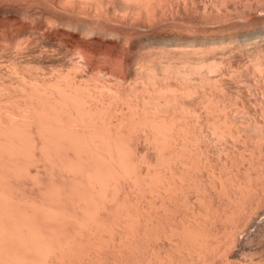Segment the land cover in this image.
Segmentation results:
<instances>
[{"label": "bare ground", "instance_id": "bare-ground-1", "mask_svg": "<svg viewBox=\"0 0 264 264\" xmlns=\"http://www.w3.org/2000/svg\"><path fill=\"white\" fill-rule=\"evenodd\" d=\"M19 1H28L37 6L32 10V7L25 6V8L16 5L15 3L18 4ZM229 1L231 0H211V3L225 5ZM245 1L247 3L248 0ZM195 3H197L195 0H0V9L4 15V20L0 21V37H9L8 40L7 38L5 39L9 41V43L6 41L7 45L12 43L10 47L8 46L10 49L12 45H14L13 48L20 49L17 46H21L22 42L25 44L24 39L28 35L30 36L28 38H34L29 40L30 42L34 40L33 45H36L35 42L38 41L37 38L40 34L39 30L45 29L46 33L48 32L46 35H54L60 39L67 35L74 36L76 51L85 64L78 63V65L76 63L77 67L75 65H73L74 67L69 66L72 68H68L65 73L61 72L63 68H60L61 73L56 69L58 74L54 69L56 76L53 73L55 77L52 78H48V75L46 78H44L45 76L42 77L43 75L40 77L38 73L34 76L29 74L30 77L28 79V77H20L16 73L22 79L16 78L14 80L13 78V80L15 81L14 83L19 84L20 88L13 84L15 89H12L10 87L12 81L10 85L7 84L9 87L4 83L2 88L0 86V111L2 112L0 113V264H264V86H261L262 84L264 85V50L262 51L261 49L259 51L260 49H257L260 53L256 50L254 55H258L254 56L255 58H250L251 63L244 61L243 64L248 63V65H245V70H249L247 68L251 64L252 70L248 72L251 71L250 75L254 74V76L251 75L253 78L257 76V80L254 79L257 82L254 81L256 83L255 89H253L254 84L247 82L246 87L248 85H251L249 86L250 89L253 87L251 89L253 90V92L251 91L252 93L250 91V93H247L248 88L245 86L246 91L243 90V87L240 88L245 91V95L243 93L244 99H247L246 94L250 98H254L255 94L257 97L255 100L258 99V104L261 107L260 109V107L257 108L254 105L257 110L250 107L258 113L256 114L252 111V114L249 105L241 104L245 103V101L240 99V97L243 99L240 93V97L237 99L238 102L243 101L239 102L240 105L247 106L244 107L246 110L249 109L245 112L246 110L243 107L237 105L239 109L247 113L244 116L241 111L242 115L246 117L250 113L253 117L254 113L256 114L255 118L249 115L251 118L249 117L248 120L247 117L246 122H243L246 118L242 119V121L241 118L243 116L240 117L241 113L238 112L239 116L236 112L239 111L236 106L239 103H237V100L232 101L235 98L234 96L236 98L239 96L240 90L235 89L236 92L234 91V94L238 96L233 95L232 91L234 88H231L233 82L230 83L232 84L230 87H227L229 83H227L228 85H226V82L223 83V85L225 84L224 88L222 80L220 81L219 79L220 77L218 78L217 76L218 80L214 78L216 76H213V74L210 77L208 75L210 72L208 74L205 73V70L206 72L208 70L212 72L213 70L224 71L225 69L222 66L224 57H222L223 60L221 56H219V60L217 54L215 57V53L220 52L219 50L214 51L215 53L210 50L211 52L208 53L207 46V50L204 47L205 54H198L199 52L204 53L201 47L205 44L207 45V38H211V35L208 37L209 32L213 31H210V28H208L210 30L205 31L208 34H206L207 38L204 37L206 40H202V42L206 41V43H203V46L200 47L201 50L196 48L200 46L197 42L193 43L197 39L194 36V40L192 39L193 41L190 44L191 48L187 45L192 50H190L192 53L185 50L187 48L186 44L190 42L188 40H185V44L182 41L181 45L185 47L181 45L180 47H176L177 45L174 47L177 50L176 55H181L183 52L185 56L187 52V56L188 54L191 56L198 55L193 56L194 58L196 57L195 59L205 58L203 61L202 59L197 61L191 58L190 55L188 58L190 57V60L194 59L195 61L192 60L193 62H190L186 58L187 56L183 58V61H180L179 58L183 56L181 55V57L174 56L173 64L168 55L167 59L165 58L166 60H164L165 62H162L163 60H155L158 56L153 55L154 58L148 56L150 59V62H148L149 67L152 64V59L155 60V62L153 60L152 68H149L147 63L144 62L147 67L143 66L145 70L142 68L144 70L142 71L140 67L144 64L139 60L140 72L138 71L139 68L136 67L137 65H135L134 70H129V74L126 73L128 70L125 72L127 76H130V73L133 74L132 76L135 75V78H138L135 80L139 81V84H133L136 81L133 80L134 82L132 83V79L124 83L121 81L123 86H125V83L126 86L130 83L136 85L131 88H129L131 84L127 86L128 88L125 86L130 93L127 90L123 92L120 88V81H117L119 86L117 82L116 86L114 81V84L110 81L114 85L112 86L108 80L107 83L105 82L106 80L102 81V77L98 79L99 74H96L93 68L91 70L94 73L90 71L93 73L92 75L90 73L92 77L89 74V76L87 75L88 81L85 77H83L85 79H81L83 75L79 72V69L81 70L80 65H83L82 67L89 66L91 59L100 56L110 57L114 61H123L125 55L122 53L123 47L121 44L124 45L125 43L128 46L129 42L135 38L134 35H136L137 28L143 30L145 24L152 23L151 21L153 20L157 24L160 18L164 19L162 16L169 14V11L172 15L171 17L168 15V17L172 18L171 20L174 22V19L177 18L173 13L174 10L183 11L185 9L184 14H187L186 8L189 7L188 9H190V5L194 7ZM200 3L203 2L201 1ZM207 5L205 2V5L201 6L200 11L203 13L208 12V14L209 12L213 13L215 7L212 10L208 9V6L210 8L213 5ZM229 5L231 4L229 3ZM197 8L198 10L200 9L199 7ZM220 9L222 10L223 8ZM197 14L199 15L198 11ZM208 14L206 13L205 15ZM209 15L207 18H209ZM219 15L216 14V17H219ZM17 17H20L21 20H26L29 24L18 27ZM168 17L166 18L168 19ZM197 18L199 17L197 16ZM201 18L203 17L198 20ZM259 18L261 19L262 17ZM167 19L164 20L165 22L162 21V23H166ZM180 19L179 22L182 20ZM263 19H261L260 24H263L261 27L264 30ZM214 20L213 23H215ZM184 23H187V21ZM251 23L248 25L251 26ZM255 23L258 25L259 22ZM160 24L159 22L158 26ZM215 24L214 26L218 25ZM185 25L188 26V24ZM255 27L252 26L251 28ZM191 30L194 31V26ZM197 30L196 32H199ZM202 30H206V28ZM218 30L220 29L218 28ZM222 30L219 32H225L226 34L231 29L224 31L225 29L223 28ZM256 31L258 32V30ZM138 32L140 33V31ZM172 32L170 31V33ZM180 32H183V30ZM202 32L199 33L203 34ZM240 33L234 34L238 35ZM35 34H38L37 38ZM245 34L247 36L249 33ZM219 35L222 36V34ZM235 35L233 36L235 37ZM250 35L247 37H250ZM255 35L257 36V34ZM225 36H230V34ZM245 36L242 38L248 40L247 42L245 41L247 45L251 37L248 39ZM21 37H24V39H19ZM213 37L209 41H212ZM175 38L178 39V37ZM202 38L203 35L200 39ZM216 38L222 39V41L225 39L220 36H216ZM5 39L3 38L2 42ZM137 39V42L142 41L139 38ZM170 39L172 40V38ZM226 39L225 41L228 42L231 37ZM26 40L28 39L26 38ZM144 40L147 43L151 41L155 43L154 39L151 41H147L149 40L148 38ZM173 41L170 42L172 46H174ZM48 42L46 41L48 46L52 44H55L54 47L57 46L55 41H53L54 43L51 41L52 44ZM114 42L115 44H113ZM135 42L133 41L134 44ZM175 42L177 43V40ZM179 42L181 43V40H178ZM212 42L213 44L211 45L214 46V41ZM32 43L33 41L31 42L33 47ZM192 43L195 46L197 44L195 48L199 52L196 49H192L194 47H192ZM229 43L231 42L227 44ZM241 43L238 44L241 45ZM26 45L24 49L27 46L30 47V45ZM169 45L167 48L170 47L169 49H171L172 46ZM211 45L209 44V48H215ZM220 45L223 47L225 44L221 42ZM68 46L70 47V45ZM127 46L126 48H128ZM147 46L149 47V45ZM215 46L221 50L218 43ZM253 46L256 49L257 45ZM0 47H2L1 50L4 48L2 50L3 53L4 50L9 49L4 45ZM181 47L184 51L178 53V49ZM237 47L239 48V46ZM61 48L59 49L61 50ZM32 49L29 48L27 51ZM240 50L238 51L240 52ZM0 53L2 55V52ZM26 54L28 55V52ZM45 54L47 56V53ZM160 54L162 55V52ZM209 54H214L212 59H210ZM161 55L160 58L164 59ZM19 58L22 59V57ZM148 58L146 60L143 59L148 61ZM175 58H178L183 64L181 63L180 65ZM206 58L210 60L205 61ZM15 59L17 61V58ZM44 59L42 58L41 60L43 61ZM50 59H52L51 56ZM72 59L75 60L74 57ZM184 59L188 60L185 62ZM215 59L217 62L218 60L220 61L222 69H220L221 66L218 63H214L216 62L213 61ZM167 60H171L170 62L173 65L171 63L169 65ZM0 61L3 62V60ZM23 61L18 60V62ZM156 61H159V65ZM18 62L15 63L17 64ZM36 62H38L37 59ZM44 62L42 66L44 64L47 65V62ZM54 62L56 63L57 61ZM54 62H50L52 63L50 65H53ZM175 62L180 66H177L178 64ZM163 63L168 69L164 65V67L161 66ZM18 64L20 65L21 63ZM18 64L16 65L17 67H24L18 66ZM156 64L161 69L163 67L165 71L172 72V76L175 75L178 80L174 79L177 83L175 81L174 84L171 74L168 76L169 74L164 73L163 69V74L157 72L159 69L155 67ZM175 64L176 66H174ZM231 65L229 64L230 69ZM15 67H13V70ZM49 67L51 68V66ZM135 68L138 70H135ZM237 69L239 68H233L234 71ZM19 70L24 71L23 69ZM38 70L40 72V66ZM76 71L80 73L78 74L81 75V80L76 77ZM227 71L230 72L229 69ZM240 71L239 69L238 73ZM25 72H21L22 75ZM244 72L246 71H243V74ZM158 73L167 75L169 79L166 78L169 81L164 78L165 76L161 78ZM27 74L26 76H29ZM94 74L96 78L93 77ZM194 74L197 76L196 81ZM223 74L226 75L224 72ZM230 74L226 76L230 78L231 75H234V79H238L241 76L239 74V77H235L237 72ZM245 74L248 73L246 72ZM193 75L195 77L192 79ZM224 75H222L223 80L229 82L230 79H224ZM139 76L143 77L144 80L146 78V80L141 81V78L139 80ZM117 77L116 80H118ZM104 78L106 79L107 77ZM126 78L125 81H127ZM119 79L121 78L119 77ZM161 79H164L163 82H167L164 84ZM170 80L173 81L170 82ZM2 81L5 82L3 79ZM187 81H191V85H187ZM193 81L196 83H193ZM140 82H142L141 88H138L140 87ZM168 82L173 83V85H169L170 83ZM189 82L188 84H190ZM245 83L246 81L243 82V84ZM250 83H253V80ZM234 86L236 88L238 84L236 83L232 87ZM17 87L18 89H16ZM125 87L122 88L126 89ZM227 88L232 89V91L231 89L228 90L232 92L233 96L231 92L228 91L230 94L227 93ZM130 89H135V92L132 93ZM141 91H143L142 94ZM132 94L135 95L132 97ZM229 95L232 97L231 102L235 103V106L231 103L230 109L233 108L236 111L233 109L230 111L229 107H227L230 106L228 101L230 102L229 99L231 97L229 98ZM185 96L189 98V101L191 99L190 96H192L191 100L198 101L200 98L204 100L212 99V101L215 98L214 101L218 100L217 103L214 102L216 106L213 105L215 110L220 111L222 108L224 111L221 112V115L219 112V116L214 113L215 110L209 112L212 114L206 115L203 111L208 113L209 110L201 108L203 111L197 110L195 114L201 112L202 116L203 114L204 116L206 115V118L204 117L206 120L199 115L197 116L199 119L196 118L199 120L197 121L194 119L196 115L193 111L201 104H203L201 107L204 106V100L200 99L202 102L199 101L200 104L196 101L198 105L194 104L197 106L191 108L192 105L189 103L193 101L189 102L190 106H188ZM180 98L186 99V101L182 100L186 103V105L183 104L182 108L184 110L185 107L188 108L186 111H189V118L194 116L191 121L195 120V124L191 122L192 125H190L191 123H188L189 120L186 118L188 113L186 112V117L185 115L183 116L181 113L185 112L182 108H180L181 112L177 110L180 115H168L169 113L177 112L173 110L179 109L178 103L182 105L181 100L179 101ZM218 98L221 101H225V104L228 103L227 106H223L224 102L220 101L222 107H219ZM162 99L166 105L163 104ZM227 99L228 101H226ZM160 100H162V105ZM212 101H209L210 105L208 106L213 109V106H211L213 104ZM181 105L179 106L181 107ZM205 106H207V103ZM208 106L205 108H208ZM189 107L192 110H189ZM258 109H260L259 112ZM4 110L10 111L9 113L12 115L10 116L9 113L5 114ZM167 111L169 112L168 114ZM227 111L236 112L237 114H235L238 117L233 112L232 115L234 116L229 119L230 112ZM213 114L215 118L212 117L214 116ZM21 115L22 117L25 115L27 119L23 120L25 117L22 119ZM200 116L202 122L204 121L203 123L200 120ZM207 116H210V118ZM235 117L237 120L240 117L239 120L241 121H235ZM233 118L234 120L232 121L231 119ZM197 122H200V125H197L196 129L195 125L198 124ZM192 126L195 127L193 128ZM132 127L134 129L137 127L138 130L136 128L137 131L133 132L134 129L132 130Z\"/></svg>", "mask_w": 264, "mask_h": 264}, {"label": "rangeland", "instance_id": "rangeland-1", "mask_svg": "<svg viewBox=\"0 0 264 264\" xmlns=\"http://www.w3.org/2000/svg\"><path fill=\"white\" fill-rule=\"evenodd\" d=\"M195 1L197 2V3L194 4V7L196 6L195 8L192 7V5H190V6L192 7V9H191V7H190L191 10L188 9L189 7L186 8V13L188 14V16H187V14H184V13H185V9L183 10L184 12H183L182 10H178L179 12L176 11V10H174L173 13L176 15L177 18H175V19H174L175 21L173 22V21L171 20L172 18H170L172 14H171L170 11H169V14H168V12H167V14H168L170 17H168V15L165 14L166 16H162V18H164V19H161V18H160L161 20L159 19V22H160L162 25L160 24V25L158 26L159 22H157V24H156V22H154V20H153V21H151V22L154 23V24H153L154 26L152 25V23H149V24L147 23V25L145 24L143 30H141V28H140V30L137 28V29H136V35H134V37H135L136 39L139 38V40H142L143 43H142V41H141V42L139 41L140 43L137 42L138 39L136 40V39L133 37L134 39H132V41H131L132 43L129 42L128 46H127L125 43H124L125 46H124L123 44H121L122 47H123V48H122V53H124V55H125V58L123 59V61H114V60H112L110 57H107V56H105V57H104V56H100V57H97V58L91 59V63H90L89 66L82 67L83 65H80V66H81V70L79 69V72H80L83 76L79 75L80 73H79L78 71H76V74H77L76 77L79 78V80H81V79H85V78H86V80H87V77H88V76L90 75V73H91L90 71H92L93 69H95L96 74H99V76H98L99 78L97 77L98 79H100V77H102V81H105V80H106L105 82H107V83H108V81H109L110 84H111V82H112V84H114V82H115L114 85H116V82H117V81H120V88L123 90V92H125V90H127V88H128L127 86H129L130 84H131V85L129 86V88H131L132 86H136V85H133V84H139V83H138L139 81H138V80H135V79H138L137 77L135 78V75L132 76L133 74L130 73V76H131L132 78H131L130 76H127V74H129V70H134L135 65H137L136 67L139 68V64H138V63H140L139 60L143 62L142 64H144V62L147 63V66H148V62H150V61H149L150 59L148 58V56L151 57V58H152V57L154 58V56H158V58H156L155 60H163L162 62H165L164 60L167 59L166 57H167V55H168V58L171 59L172 62H173V64H174V56H175V57H176V56H177V57H178V56L181 57V55H183V52L181 53V51H184V49H183L182 47H181L182 49L179 48V49H181V50H179V49L177 48V49H178V53L180 52L181 55H180V54L176 55L175 53H176L177 50L174 49V47H175L176 45H177L176 47H178V46L180 47V45L182 44V41H183V44H185V43H186L185 40H188V41H190V42H188L189 44H186V47H187V45H188V47H190V46H191V45H190L191 42L194 40L195 37H197V39L195 38L196 40H195V42L193 41V43L195 44V43L197 42L198 45H200V46L198 47L197 44H196V46H197V47H196V46L192 43V47L194 46L192 49L199 48V50H201L200 47L203 46V43H206V41H205V42H202V40L204 41V39L207 38L206 34H208V32H205V31L211 29L210 31L213 30V31H212L213 33H212V32H211V33H212V34H215V27H217V28H216V34H217V35H216V34H215V35H212L210 32H209V34H208V35H209L208 37H210V35H211V38L214 36V37H213L214 39H212V41H214V46L211 45V44H213V42H212L211 40H210V41H211L212 43L209 41V39H211V38H207L208 43H209L211 46L215 47V48H212V49L209 48V44H208V43H207V45L205 44L206 46L204 45V46L201 47V48H202V50L204 51L205 49L207 50V46H208V50H209V51H207L208 53L211 52L210 50H212L213 53H215L214 51L219 50L220 52H216V53H215V57L218 55L217 58H219V60H220V57H219V56H221V58L224 57V61H222L223 58H222L221 61H222V64H223V62H224V64H223L222 66H224L226 70L224 69V71H221L220 69H222V66L220 65L221 63H219L220 61L218 60V62H217L216 59H215V60H213V61H216V62H214V63H216V64L218 63V64L221 66L220 69L218 68V70H220V71H217V70L215 71V70H213V71H215V72H218V73H215V72H213V71L211 72V71H209V70L206 72V70H205V73L208 74V72H210V74H208V75H210V77L212 76L211 74H213V76H214V75L216 76V77H214V78H217V76H218V78L220 77L219 79H220V81L222 80V81H221V82H222V85H223V83H225V82H226V85H228L227 83H229V86H227V87H230V85H232V84H233V85H234V84L236 85V83H237L239 87L236 86V88H235V86H234V87H232L233 85L231 86L232 89L234 88L233 91H232L231 88H227V89H226V91H227L228 94H230L229 92L232 91V92H233V95H237V94H234V93L236 92L237 89L240 90V91L238 90V91H239V93H238L239 96L237 95V96H238L237 98H236V96H234L236 99H235L234 97H233L234 99H232V97L229 95V98L231 97V98L229 99L230 102L228 101V99H227L226 101H228V103H229L230 106H227L228 103L225 104V101H223V100H222V101H223L224 103L222 104V103H221L222 101H221L219 98H218V99H219V102H220V101H221V102H220V105H219V104H218V105H219V107H222V106H221V104H222L223 106L225 105V106L229 107L228 109H230V107L232 106L231 103H233L234 100H237V99L240 97V93H241V94H242L241 96L243 97V99H242L241 97H240V99H241V100H244L245 103H246V100H247V103L245 104L243 101H239V102H240V103L243 102L244 104L241 103L242 105H247V106L249 105V108H250V107H251V108L253 107L254 110H257V109H255V107L257 106V108H258V107H260V105L258 104V103H259V101H257L258 99L255 100V98H257V97L255 96V94H254V98H250V96L248 97L247 94H246V98H247L246 100L244 99L245 96H243V93L246 91L245 88H244V86L246 87L248 83H249V84H254V85H255L257 82H256L254 79H256L257 76H256L255 78H253L254 74H251V75H253V76H251V75L249 74L251 71H250V72H248V71H249V70H252V69H251V68H252V67H251V64H250V65L248 66V68H247V69H249V70H245V69H246L245 65H248V63L245 64V65H243V64H244V61H246V62L249 61V63H251V61H250L251 59H250V58H252V57L255 56L254 53H256V50H257V49H260L259 51H261V49H262V51L264 50V44H262V43H264V41H262V40H264V30H263V27H261L263 24H262V25L260 24L261 19L264 18V14H263V13H264V0H248L247 3H246L245 0H235V1H234V0H231V1H229V2H226V4L228 3V4H227L228 6H227L226 4H225V5H220V4H219V5H218V3H214V2L211 3V0H209V2H208V0H206V1H205V0H199V1H198V0H195ZM201 1H202L203 3H200ZM237 1H238V2H237ZM255 1H256V3H255ZM205 2H206V5H207V4H208V5H210V4L213 5V3H214V5H213V6H210V8H209L208 5H207V6H208V9H212V10H213L214 7L216 8V9L214 8V11H213V13L215 12V13H214L215 16H214V14H213L212 12H209L210 15L208 14V12H206V13L209 15V18H207L208 15H205V14H206L205 12H204V13H205V14H204L202 11H200L201 8L205 5ZM233 2H234V3H233ZM235 2H236V3H235ZM21 3H22V4H21ZM229 3H230L231 5H229ZM238 3H239V4H238ZM243 3H244V5H243ZM15 4H16V5H20V6H22V7H25V6H26V7H30V8L32 7V8H31L32 10L35 9L34 7L37 6V5H35V4H31V3H29L28 1H25V2H24V1H23V2H20V1H19L18 4H17V3H15ZM25 4H26V5H25ZM201 4H202V5H201ZM203 4H204V5H203ZM216 4H217V5H216ZM237 4H238V6H237ZM240 4H241V5H240ZM246 4H247V5H246ZM259 4H260V5H259ZM23 5H24V6H23ZM28 5H29V6H28ZM200 5H201L202 7H201ZM234 5H235V6H234ZM251 5H252V6H251ZM257 5H258V6H257ZM219 6H220V8H223L222 10H223L224 12L219 8ZM222 6H223V7H222ZM229 6H230V7H229ZM233 6H234V7H233ZM248 6H249V7H248ZM255 6H256L257 8H256ZM261 6H262V7H261ZM26 7H25V8H26ZM197 7H199L200 9L198 10ZM227 7H228V10H227ZM235 7H236V8H235ZM241 7H242V8H241ZM243 7H244V8H243ZM260 7H261V8H260ZM217 8H218L219 10H218ZM225 8H226V9H225ZM249 8H250V9H249ZM253 8H254V9H253ZM255 8H256V9H255ZM244 9H245V10H244ZM251 9H252V10H251ZM187 10H188V11H187ZM189 10H190V11H189ZM192 10H193V11H192ZM216 10H217V11H216ZM243 10H244V11H243ZM197 11H198L199 15H198V14L196 15ZM218 11H221V12L218 13ZM227 11H228V12H227ZM230 11H231V12H230ZM233 11H234V12H233ZM238 11H239V12H238ZM176 12L179 14L180 17L177 16L178 14H177ZM180 12H181V15H180ZM190 12H191V13H190ZM195 12H196V13H195ZM236 12H237V13H236ZM252 12H253V13H252ZM258 12H259V13H258ZM261 12H262V13H261ZM182 13H183V16H182ZM193 13H194V14H193ZM201 13H202V14H201ZM226 13H227V14H226ZM228 13H229V14H228ZM232 13H234V14H232ZM240 13H241V14H240ZM245 13H246V14H245ZM260 13H261V14H260ZM191 14H192V15H191ZM212 14H213V15H212ZM216 14H217V15L220 14L219 17H218V16L216 17ZM231 14H232V15H231ZM262 14H263V15H262ZM2 15H3V14H2L1 9H0V21L4 20V15H3V17H2ZM200 15H201V16H200ZM204 15H205L206 19H204V18H205ZM223 15H224V16H223ZM226 15H227V16H226ZM241 15H242V16H241ZM257 15H258V17H257ZM260 15H261V16H260ZM189 16H190V17H189ZM197 16H198L199 18H200V17H203V18H201L200 20H198L199 18H197ZM221 16H223V17H221ZM228 16H229V17H228ZM166 17H168V19H167ZM173 17H174V15H173ZM183 17H184V18H183ZM186 17H187V18L189 17L188 20H186V19H187ZM192 17H193V18H192ZM215 17H216V18H215ZM227 17H228V18H227ZM242 17H243V18H242ZM252 17H254V18H252ZM259 17H262V18L260 19ZM169 18H170V19H169ZM180 18H181L182 20H181ZM185 18H186V19H185ZM217 18H218V19H217ZM232 18H233V19H232ZM240 18H241V19H240ZM246 18H247L248 20H247ZM256 18H257V19H256ZM165 19H167V20H166V21H167L166 23H164V22H165V21H164ZM179 19L181 20V22H179ZM192 19L195 20V21H193ZM202 19H203V20H202ZM214 19H216V20H214ZM223 19H226V20H223ZM231 19H232V20H231ZM243 19H244V20H243ZM251 19H252V20H251ZM259 19H260V21H259ZM23 20H24V19L21 20L20 17H19V18L17 17V21H18V23H19V24H18V27H20L21 25L25 26V25L29 24V22H27L26 20H24V22H23ZM168 20H169V21H168ZM190 20H191V21H190ZM207 20H208V21H207ZM213 20H214V22H215L216 24H218V25H216L215 23H213ZM222 20H223V21H222ZM253 20H254V21H253ZM162 21H164V22H163L164 24L162 23ZM170 21H172L173 23L170 22ZM176 21H178V22H176ZM182 21H183V22H182ZM186 21H187V23H184V22H186ZM188 21H189V22H188ZM202 21H203L204 23H203ZM205 21H206V22H205ZM219 21H221V22H219ZM228 21H229V22H228ZM234 21H235V22H234ZM168 22H169V23H168ZM199 22H201V23H203V24H201V23H199ZM207 22H208V23H207ZM209 22H210V23H209ZM223 22H225L226 24L223 23ZM231 22H232V23H231ZM239 22H240V23H239ZM241 22H242V23H241ZM251 22H252V23H251ZM255 22H259L258 25H260V26H258L257 23H255ZM262 22L264 23V19L262 20ZM262 22H261V23H262ZM175 23H176V24H175ZM177 23H182V24H177ZM183 23H184V24H183ZM190 23H191V24H190ZM205 23H207V24H205ZM227 23H228V24H227ZM230 23H231V24H230ZM237 23H238V24H237ZM246 23H247V24H246ZM249 23H251L252 25L250 24L251 26H249V25H248ZM185 24H188L189 28H188V26L185 25ZM196 24H197V25H196ZM214 24H215L216 26H214ZM223 24H224L226 27H225ZM232 24H233V25H232ZM234 24H235V26H234ZM148 25H150V26H148ZM156 25H157V26H156ZM166 25H167V26H166ZM190 25H191L192 27H191ZM204 25H205V27H204ZM210 25H211V26H210ZM239 25H240L241 27H240ZM155 26H156V27H155ZM193 26H194V31L191 30V29H193ZM212 26H213V27H212ZM230 26H231V27H230ZM233 26H234V27H233ZM248 26H249V27H248ZM252 26H254V27L256 26V27L252 29V28H251ZM257 26H258V29H257ZM153 27H155V28H153ZM175 27H176V28H175ZM222 27L225 29L224 31H226V30H228V29H231V30H228V31L226 32V34H225V32H222V33H221V32H219V31H223V30H222V29H223ZM239 27H240V28H239ZM42 28H43V27H42ZM151 28H152V30H151ZM160 28H161V29H160ZM174 28H175V30H174ZM184 28H185V30H184ZM204 28H206V30H202V29H204ZM208 28H210V29H208ZM212 28H214V29H212ZM218 28H219L220 30H218ZM241 28H242V29H241ZM243 28H244V29H243ZM249 28H250V29H249ZM146 29H147V30H146ZM148 29H150V30L148 31ZM165 29H166V30H165ZM167 29H168V30H167ZM170 29H171V30H170ZM178 29H179L180 31L183 30V32H180ZM181 29H182V30H181ZM197 29H198V30H197ZM248 29H249V30H248ZM251 29H252V30H251ZM255 29L258 30V32H259V30H261V32H259V34H258V32H257ZM155 30H156V31H155ZM177 30L179 31V35H178V31H177ZM196 30L199 31V32H202V31H203V32H202L203 34H201V33H199V32H196ZM232 30H233V31H232ZM237 30H238V31H237ZM239 30H241V31H239ZM243 30L248 31V32H244ZM250 30H251V32L253 31L254 34L251 33ZM42 31H43V32H42ZM138 31H140V33H139ZM143 31H144V32L146 31L145 33H147V34H145ZM170 31H171V32L173 31L174 34H173V32L170 33ZM189 31H190V32H189ZM192 31L194 32L193 35H192ZM242 31H243V32H242ZM141 32H143V33L141 34ZM185 32H186V33H185ZM218 32H219V33H218ZM229 32H230V33H229ZM233 32H234L235 34L241 32V33H240L241 35H240V34H238V35H239V37H241V36L243 35V36H242L243 38H244V36L246 35L245 33H247V34L249 33V34L253 35V36L250 35L251 39H252V38H254V39L251 40L250 37H247L249 34H248L247 36H245V38H248V39H250V41H251V42H250V41L248 42V43H250V44L247 43V45H246V42H247L248 40H245V39H243L242 37L239 38L238 35H235ZM236 32H237V33H236ZM255 32H256V33H255ZM262 32H263V34H262ZM39 33L42 34V35H40V34H39V35H38V34H35V35H36V38H37V35H38V38H37L38 41H41V42L43 41V42H45V43H43V42L41 43V42H38L37 40H35V41H37V42H35L36 45H33V44H34V40H32V41H33V43H32L33 47H32V46H31V42H32V41L30 42V40H29V39H31L32 37H31V38H28V37H30V36L28 35V36H25V39H24V37L19 38V39H21V40L24 39V43H25V44H23V42L20 40V41L22 42V44H23V45L21 44V46H17V48L20 47V49H19V48L16 49V47L13 48L14 45H12V46H11V49H12V50L9 48L10 45H11L12 43L9 44V45L6 44V41L8 40L9 37H8V36H7V37L3 36L4 39L7 38V40H6V39L4 40L5 42H4V41L2 42L3 38L0 37V40H1V41H0V42H1V43H0V46H1V45H4V46H7V49L9 48L8 50H4V53H3L2 50H3L4 48L1 50L2 47H0V52H2V55H3V56H2L1 53H0V55L2 56V57L0 56V60H3V62L0 61V67H1V68H0V75H1V77H0V84H1V85H0V86H1V88L3 87L4 84H6V85L9 84V85H10L11 81H12V83H11V86H10V87H11L12 89H15V88H14L15 86H18V87L20 88L19 84L17 85V83H14V82H15L14 80H15L16 78H17V79H22V78H20V77H24V78H25V77H28V79H29V77H30L29 74H31V75L33 74L32 76H34V75H37V74L39 73L38 75H40V77L43 75L42 77L45 76L44 78H46V76L48 75V76H47L48 78H49V77L52 78V77H55V76H56L55 71L57 72V70H58L59 73H61V72H64V73H65V72H67L68 68H72V67H74L73 65H75L76 63H77V64H78V63H79V64H84V62H83V60L81 59L79 53H77V51H76V47H75V45H74V36H72V35H67V36L63 37L62 39H60L59 37H55L54 35H46V34H48V32L46 33L45 29H40V30H39ZM138 33L140 34V36H139ZM148 33H151V34H148ZM182 33H183V34H182ZM187 33H188V34H187ZM195 33H196V35H195ZM223 33H224V34H223ZM228 33L230 34V36H225V35H229ZM232 33H233V34H232ZM242 33H243V34H242ZM32 34H34V33H32ZM165 34H166V36H165ZM185 34H186V35H185ZM197 34H199V35H197ZM204 34H205V35H204ZM219 34H222V36L219 35ZM244 34H245V35H244ZM255 34H257V36H256ZM35 35H34V36H35ZM163 35H164V36H163ZM175 35H176V36H175ZM177 35H178V36H177ZM187 35H188V37H187ZM202 35H203V38L200 39V37H202ZM233 35H235V37L237 36L236 38H237L238 40H234V39H236V38H235ZM259 35H260V36H259ZM143 36H144L145 38H144ZM172 36H173V37H172ZM185 36H186V37H185ZM189 36H190V37H189ZM193 36H194V38H193ZM198 36H199V38H198ZM216 36H220V37L225 38V39H226V37H227V39H230V37H231V40H230V41L228 40V42H231V43L227 44L228 42L225 41V39H223V41H222L221 38H220L221 40L218 39L219 37L216 38V39H217V40H216V39H215ZM255 36H256V37H255ZM258 36H259V38H258ZM40 37L43 38V39L41 40ZM45 37H46V38H45ZM141 37H142V39H140ZM150 37H152V38L154 39V42H155V43H153V41H151V40H153V39L150 38ZM157 37H158V38H157ZM161 37H162V39H160ZM166 37H168L169 40H168V38H166ZM175 37H178V39L175 38ZM181 37H183L184 39L181 38ZM204 37H205V38H204ZM261 37H262V38H261ZM1 38H2V39H1ZM26 38H27L28 40H26ZM143 38H144V39H147V38H148L149 40H147V41H151L152 44H151V42H150V43H147L146 40H144ZM156 38H157V39H156ZM163 38H164V39H163ZM170 38H172V40H171ZM173 38H174V39H173ZM179 38H181V39H179ZM185 38H186V39H185ZM187 38H188V39H187ZM260 38H261L262 40H261ZM19 39H18V40H19ZM32 39H34V38H32ZM44 39H47V40H44ZM53 39H54V40H53ZM56 39H57V40H56ZM158 39H159V40H158ZM165 39H167L168 41L165 40ZM192 39H193V40H192ZM227 39H226V40H227ZM240 39H241V40H240ZM255 39H257V40H255ZM258 39H260V40H258ZM25 40H26V41H25ZM64 40H65V41H64ZM135 40H136L137 43L135 42ZM173 40H174V41H173ZM176 40H177V43L175 42ZM178 40H179V41L181 40V43H180V42L178 43ZM205 40H206V39H205ZM239 40H240V41H239ZM243 40H244V41H243ZM253 40H254V41H253ZM27 41H28L29 44L26 43ZM46 41H47V42L50 41V42H48V43H51V41H52V43H54L53 41H55V43H56V45H57V46H55L56 48L54 47L55 44L53 45L52 43H51V44H52L51 46H48V44L46 43ZM133 41L135 42V44L133 43ZM144 41H145L146 43H145ZM161 41H163V42L165 41L166 44L163 43V42H161ZM171 41L174 42V43H173L174 46L171 45V44H172V43H170ZM199 41H200V42H199ZM215 41H216V42H215ZM217 41H218V42H217ZM233 41H234V43H233ZM235 41H236V42H235ZM245 41H246V42H245ZM256 41H257L258 43H257ZM58 42H59L60 44H59ZM64 42H65V43H64ZM156 42H157V43H156ZM167 42H169V43H167ZM184 42H185V43H184ZM221 42H222V44H225L226 46L223 45V47H222V45H220ZM223 42H224V43H223ZM225 42H226V43H225ZM237 42H238L239 44H240V42H242V43H241L242 46L239 45ZM261 42H262V43H261ZM3 43H4V44H3ZM7 43H9V41H7ZM160 43H161V44H160ZM200 43H201L202 45H201ZM217 43L219 44L221 50H220L219 48H217L218 45L215 46ZM253 43H256V44H253ZM5 44H6V45H5ZM26 44H27V45H30V47L27 46ZM37 44H38V45H37ZM63 44H64V46H63ZM113 44H115V42H114ZM142 44H143V45H142ZM158 44L161 45V46H159ZM162 44H164L163 46H165V47H163ZM168 44H170V45L172 46L171 49H169L170 47L167 48ZM178 44H179V45H178ZM236 44H238V45H236ZM261 44H262V45H261ZM25 45H26L27 47H25V49H24V46H25ZM42 45H43V46H42ZM49 45H50V44H49ZM58 45H59L60 47H59ZM68 45H70V47H69ZM132 45H133V46H132ZM145 45H146V46H145ZM147 45H149V47H148ZM154 45H155V47H154ZM170 45H169V46H170ZM228 45H229L230 47H229ZM234 45H236V46L233 47ZM253 45H255V46L257 45V46H256V49H255V47H254ZM258 45H259V46H258ZM8 46H9V47H8ZM34 46H35V47H34ZM41 46H42V47H41ZM52 46H53V47H52ZM62 46H63V47H62ZM126 46H127L128 48H126ZM129 46H131V47H130L131 50H130ZM137 46H138V47H137ZM144 46H145V47H144ZM152 46H153V47H152ZM158 46H159V47H158ZM181 46H184V45H181ZM231 46H232V47H231ZM237 46H239V48H238ZM240 46H241L242 48H241ZM244 46H246L245 48H247V49H245ZM248 46H250V47H248ZM261 46H262L263 48H262ZM21 47H23V49H24L25 51H24L23 49H21ZM61 47H62V48H61ZM146 47H148V48L145 49ZM151 47H152V48H151ZM156 47H157V48H156ZM184 47H185V46H184ZM188 47H187V48H188ZM195 47H196V48H195ZM204 47H205V49H204ZM225 47L228 48V51H227V48H225ZM253 47H254V48H253ZM27 48H28V49H29V48H30V49L33 48L32 50H29L30 53H31L32 51L34 52V50H36V49H38V50H36L37 52L35 51L34 53L32 52V53L30 54L29 51H27V50H28ZM35 48H36V49H35ZM39 48H40V49H39ZM59 48H61V50H60ZM67 48H68V49H67ZM132 48H134V49H132ZM139 48H140V50H141V49H142V50L140 51ZM149 48H150V50H149ZM158 48H160V49H158ZM172 48H173V49H172ZM187 48H185V50H187V51L190 52V50H191L190 48H191V47L188 48V49H187ZM222 48H223V49H222ZM229 48H230V49H229ZM236 48H237V49H236ZM5 49H6V48H5ZM26 49H27V50H26ZM41 49H42L43 51H42ZM51 49H52V51H51ZM62 49H65V50H62ZM127 49H128V53H127ZM144 49H145V50H144ZM153 49H154V50H153ZM164 49H165V52H164ZM168 49H169V50H168ZM240 49H242V50L244 49V50L242 51V50H240ZM250 49H252V50H250ZM16 50H17V51H16ZM18 50H19V51H18ZM22 50H23V51H22ZM47 50H48V51H47ZM156 50H158V51H156ZM160 50H162V51H160ZM172 50H173V51H172ZM196 50H198V49H196ZM199 50H198V52H199ZM224 50H225V51H224ZM229 50H231V51H229ZM235 50H236L237 52H236ZM238 50H240V52H239ZM246 50H247V52H246ZM253 50H254V51H253ZM10 51H12V52H10ZM49 51H50V52H49ZM55 51H56V52H55ZM67 51H69V52L67 53ZM129 51H130V52H129ZM142 51H143V52H142ZM144 51H145V52H144ZM159 51H160V52H159ZM167 51H168V52H167ZM169 51H170V52H169ZM174 51H175V52H174ZM191 51H192V50H191ZM194 51H195V50H194ZM226 51H227V52H226ZM241 51H242V53H241ZM251 51H252V52H251ZM257 51H258V50H257ZM259 51H258V53H260ZM20 52H21V53H20ZM27 52H28V55L26 54ZM62 52H63V53H62ZM65 52H66V53H65ZM137 52H138V53H137ZM140 52H141V53H140ZM148 52H149V53H148ZM154 52H155L157 55H156ZM161 52H162V55L160 54ZM172 52H173V53H172ZM195 52H196V51H195ZM198 52H196V53H198ZM222 52H223V53H224V52L226 53V54L224 53L225 56L223 55ZM22 53H23V54H22ZM35 53H36V54H35ZM37 53H38V55H37ZM45 53H47V56H46ZM150 53H151V54H150ZM158 53H159V54H158ZM163 53H164V55H163ZM166 53H167V54H166ZM184 53H185V52H184ZM186 53H187V52H186ZM186 53H185V56L183 55L184 57H183V56L181 57L182 59L179 58L180 61H181V60L183 61V58H185V57L187 56ZM190 53H192V52H190ZM196 53H195V54H196ZM200 53H201V54H205V51H204V53H203V52H199L198 54H200ZM220 53H221V54H220ZM228 53H229V54H228ZM232 53H233V54H232ZM251 53H252V54H251ZM261 53H262V52H261ZM25 54H26V55H25ZM41 54H43V55H41ZM44 54H45V55H44ZM64 54H66V55H64ZM67 54H68V55H67ZM138 54L140 55L139 57H138ZM143 54H144V55H143ZM165 54H166V55H165ZM201 54H200V55H201ZM216 54H217V55H216ZM245 54H246V55H245ZM9 55H10V56H9ZM11 55H12V56H11ZM33 55H34V56H33ZM73 55H74V56H73ZM77 55H79V56H77ZM141 55H142V56H141ZM145 55H146V57H145ZM153 55H154V56H153ZM160 55H161L162 58H164V59H161V58H160ZM189 55H190V54H188V56H189ZM200 55H199V56H200ZM209 55H210V56H209ZM209 55H208V56L211 57L210 59H212V56H214V54H209ZM229 55H230V56H229ZM231 55H233V56H231ZM244 55H245V56H244ZM257 55H258V54H256V56H257ZM7 56H9V57H7ZM15 56H16V57H15ZM18 56H19V57H22V59H23V60L25 59V60L23 61V60H22L21 58H19ZM25 56H26V58H25ZM50 56L52 57L53 61H52V59H50ZM56 56H57V57H56ZM63 56H64V57H63ZM68 56H69V57H68ZM72 56L74 57L75 60L72 59V58H73ZM163 56H164V57H163ZM188 56H187L186 58H188ZM193 56H198V55H193ZM193 56L190 55L191 58H194ZM203 56H204V55H203ZM203 56H201V57H203ZM208 56H205V57H208ZM228 56H229V57H228ZM248 56H249V57H248ZM256 56H255V57H256ZM12 57H13V59H12ZM34 57H35V58H34ZM46 57H47V58H46ZM48 57H49V58H48ZM61 57H62V58H61ZM78 57H80V58H78ZM134 57H135V58H134ZM141 57H142V58H141ZM171 57H172V58H171ZM190 57L188 58L190 62H191L192 60H193V61H195V60H197V61H201V59H202V58H201V59H195V58H196V57H195V58H194L195 60H194V59H191V60H190ZM215 57H214V58H215ZM246 57H247V58H246ZM255 57H254V58H255ZM8 58H9L10 60H9ZM15 58H17V61H16ZM18 58H19V59H18ZM28 58H31V59H28ZM38 58H39V59H38ZM40 58H41V59H42V58H43V59L45 58V59L42 61ZM56 58H57V59H56ZM58 58H59V60H58ZM60 58H61V59H60ZM69 58H70V60H69ZM77 58H78V60H77ZM143 58H144L145 60H146V58H148V61H145ZM159 58H160V59H159ZM165 58H166V59H165ZM197 58H200V57H197ZM229 58H230V59H229ZM32 59H33V60H32ZM34 59H35V60H34ZM36 59H37L38 62H36ZM48 59H50L51 61L48 60ZM54 59H55V60H54ZM79 59H80V61H79ZM175 59L178 60V58H175ZM188 59H186V60H188ZM203 59H205V58H203ZM203 59H202V61H203ZM208 59H209V58H206L205 61H208ZM210 59H209V60H210ZM242 59H243V60H242ZM6 60H7V61H6ZM18 60H21V61H23V62L26 63V64H24L23 62H18ZM27 60H28V61H27ZM40 60H41V61H40ZM61 60H62V61H61ZM97 60H98V62H97ZM153 60H154V59H152V62H151L152 64H150V67L148 66L149 68H152L153 63L155 62V60H154V62H153ZM171 60H167V62L169 61V62H168L169 65L172 64V62H170ZM177 60H176V61H177ZM186 60L184 59L185 62H186ZM226 60H227V61H226ZM231 60H232V61H231ZM252 60H253V59H252ZM14 61H15V62H18V63H21V64H20L21 67H23V66H24V67H23V68H19V67H17L16 65H17L18 63L16 64ZM39 61H40L41 63H40ZM44 61H46L47 63L44 62ZM49 61H50V62L57 61V62H56V63L54 62L53 65H50V64H52V63H50ZM58 61H59V62H58ZM70 61H71V63H70ZM74 61H75V63H73ZM81 61H82V63H81ZM136 61H137V62H136ZM178 61H179V60H178ZM180 61H179L180 65H181V63L183 64V62H180ZM193 61H192V62H193ZM229 61H230V62H229ZM241 61H242V62H241ZM27 62H28V63H27ZM43 62L46 63L47 65H48V64H49V65L47 66V65L44 64V65L42 66ZM66 62H67V63H66ZM68 62H69V63H68ZM104 62H105V63H104ZM121 62H122L123 64H122ZM156 62H157V64L159 63V61H156ZM162 62L160 61V63H162ZM167 62H166V63H167ZM187 62H188V61H187ZM209 62H210V63H213V62H211V61H209ZM2 63H3V64H2ZM10 63H11V64H10ZM22 63H23V64H22ZM37 63H40L41 65H40V64H37ZM62 63H63V64H62ZM133 63H135V64H133ZM136 63H137V64H136ZM168 63H167V64H168ZM170 63H171V64H170ZM175 63H177V62H175ZM228 63H229L230 65L233 64V65H231V69H230V66H229ZM241 63H242V64H241ZM15 64H16V65H15ZM29 64H30V65H29ZM34 64H36L37 66L34 65ZM58 64H60V65H58ZM77 64H76V65H77ZM79 64H78V65H79ZM121 64H122V66H121ZM127 64H128V65L130 64V65L128 66ZM157 64H156L155 67H158ZM173 64H172V65H173ZM177 64H178V63H177ZM237 64H238V65H237ZM11 65H12L13 67L16 66V67H17V70L15 71V68H16V67H15L14 70H13V67H12ZM20 65L18 64V66H20ZM38 65L40 66V72H39V70H38V68H39ZM57 65H58V67H59V66H60V67L58 68ZM76 65H75V66H76ZM84 65H85V64H84ZM154 65H155V64H154ZM158 65H159V64H158ZM163 65H164V63H163L161 66H163ZM169 65H168V66H169ZM180 65L178 64L177 66H180ZM225 65H226V66L228 65V67L226 68ZM234 65H235V66H234ZM240 65H241V66H240ZM28 66H29V68H28ZM32 66H33V67H32ZM34 66H35V68H34ZM41 66H42V67H41ZM44 66H45V68H44ZM49 66H51V68H50ZM64 66H65V68H64ZM69 66H72V67H69ZM141 66H142V67H140L141 70H142L143 66H145V68L147 67L145 64H144V65H141ZM164 66H166V65H164ZM164 66H163V67H164ZM174 66H176V64H175ZM8 67H9L10 71H9V69H7ZM56 67H57V68H56ZM76 67H77V66H76ZM78 67H79V66H78ZM116 67H117V68H116ZM131 67H133V68L131 69ZM155 67H154V68H155ZM163 67H162V69H163ZM166 67H167V66H166ZM237 67H238L241 71L243 70V71H246V72L248 73V74H245L246 72H244V74H243V71H242V72L240 71V72L238 73V70H239V69L235 70V71L237 72V74H236L235 77H239V76H240L239 74H241V76L238 78L239 80L236 79V78L234 79V77H233L234 75H233V76L231 75V74H235V73H236V72L233 70V68L236 69ZM30 68H32V69H30ZM36 68H37V69H36ZM41 68H42V69H41ZM60 68H61V69L63 68L62 71H61ZM79 68H80V67H79ZM87 68H88V69H87ZM92 68H93V69H92ZM129 68H130V69H129ZM140 68H139V70L135 68V70H138V71L140 72ZM145 68H143V69L145 70ZM19 69H23L24 71H22V70L20 71ZM25 69H26V72H27V73H28L29 71H30V72L27 74V73L25 72ZM28 69H29V70H28ZM54 69H55V71H54ZM56 69H57V70H56ZM91 69H92V70H91ZM99 69H100V70H99ZM113 69H114V70H113ZM115 69H116V70H115ZM147 69H148V68H147ZM157 69H159V70L157 71V72H159V73H162V71L164 70V69L162 70L161 67H158ZM157 69H156V70H157ZM160 69H161V70H160ZM165 69H166V68H165ZM167 69H168V67H167ZM228 69H229L230 72L227 71ZM34 70H35V71H34ZM41 70H42V71H41ZM96 70H98L99 72L96 71ZM127 70H128V72H126ZM144 70H142V71H144ZM231 70H232V71H231ZM17 71H18L19 73H18ZM60 71H61V72H60ZM100 71H101L102 73H101ZM164 71H165V70H164ZM233 71H234V72H233ZM21 72H23V73L25 72V74H24L25 76L22 75ZM32 72H33V73H32ZM58 72H57V74H58ZM85 72H86V73H85ZM92 72H93V71H92ZM97 72H98V73H97ZM125 72H126L127 74H126ZM130 72H131V71H130ZM221 72H222V73H221ZM223 72L226 73V75H228V74H230V73L232 72V73L230 74L232 77L230 76V78H229V77H228L229 75L226 76V75L223 74ZM227 72H228V73H227ZM16 73H17L20 77H18ZM20 73H21V74H20ZM49 73H50V74H49ZM53 73H55V76H53V75H54ZM78 73H79V74H78ZM93 73H94V72H93ZM93 73H91V75H92ZM104 73L107 74V75H105ZM123 73H125V74H123ZM159 73H158V74H159ZM164 73L169 74L168 76H170V74H171V76L173 75L172 72H168V71H165ZM214 73H215V74H214ZM219 73H221V74H219ZM5 74H6V75H5ZM9 74H10V75H9ZM26 74L29 75V76H26ZM85 74H86V76H85ZM88 74H89V75H88ZM100 74H101V76H100ZM162 74H163V73H162ZM50 75H51V76H50ZM87 75H88V76H87ZM91 75H90V76H91ZM103 75H104V76H103ZM108 75H109V76H108ZM112 75L115 76V77H113ZM119 75H120V76H119ZM125 75H126V76H125ZM159 75H161V74H159ZM194 75H195V74H194ZM194 75H193L192 79L196 76V75H195V76H194ZM222 75H224V79H227V80L230 79L229 82L226 81V80H223ZM3 76H4V78H3ZM5 76H6V77H5ZM14 76H15V77H14ZM80 76H81L82 78H81ZM95 76H96V75L94 74L93 77H95ZM116 76H118V77H117L118 80H116ZM162 76H163V77L165 76L164 78L167 77V78L169 79V77H168L167 75H161L160 77L163 78ZM7 77H8V78H7ZM11 77H12V78H11ZM83 77H85V78H83ZM91 77H92V76H91ZM104 77H107V78L105 79ZM119 77H120L121 79H119ZM122 77H123V78H122ZM125 77H127V78H126L127 81H125ZM128 77H129V78H128ZM133 77H134V78H133ZM175 77H176V76L174 75V76H172L171 78H173V80H174V79L177 80V78H175ZM207 77H209V76H207ZM225 77H226V78H225ZM6 78H7V79H6ZM13 78H14V80H13ZM80 78H81V79H80ZM95 78H96V77H95ZM111 78H112V79H111ZM114 78H115V79H114ZM140 78H141V81L144 80L143 77H140V76H139V80H140ZM167 78H166V79H167ZM171 78H170V79H171ZM196 78H197V76L195 77V81H196ZM218 78H217V79H218ZM221 78H222V79H221ZM232 78H233V79H232ZM2 79H3L5 82H3ZM103 79H104V80H103ZM130 79H132V80H131L132 83L134 82L133 80H135L137 83L134 82V83L132 84V83L129 82L130 84L127 85V86H126V83H125L124 85H125L127 88H126L125 86H123V83H124V82H128ZM166 79H165V80H166ZM168 79H167V81H169ZM210 79L214 80L213 78H210ZM217 79H216V80H217ZM219 79H218V80H219ZM88 80H89V79H88ZM88 80H87V81H88ZM107 80H108V81H107ZM145 80H146V78H145ZM145 80H144V81H145ZM163 80H164V79H161L162 82H163ZM173 80H170V82L173 81ZM176 80L173 81L174 84H175V81H176ZM216 80H215V81H216ZM234 80H236V81L234 82ZM242 80H244L243 82L246 81V83L243 84ZM252 80H253V83H250V82H252ZM256 80H257V79H256ZM83 81H85V80H83ZM110 81H111V82H110ZM113 81H114V82H113ZM121 81H122L123 83H122ZM144 81H143V82H144ZM167 81H165V82H167ZM177 81H178V80H177ZM177 81H176V83H177ZM254 81H255L256 83H254ZM7 82H9V83H7ZM16 82H17V81H16ZM165 82H163V83L165 84ZM170 82H168V83H170ZM181 82H182V81H181ZM188 82H189V81H187V85H191V83H190L191 81L189 82L190 84H188ZM231 82H233V83L230 84ZM247 82H248V83H247ZM262 82H263V80H262ZM262 82H261V84H262ZM3 83H4V84H3ZM89 83H91V81H89ZM141 83H142V82H140V85H139L140 87H138V85H137L138 88H141ZM173 83H172V84L170 83L169 85H173ZM184 83H185V82H184ZM193 83H196V82L193 81ZM239 83H240L241 85H240ZM13 84H14L15 86H14ZM112 84H111V85H112ZM121 84H122V85H121ZM166 84H167V83H166ZM6 85H5V87L7 88L8 85H7V86H6ZM12 85H13V86H12ZM114 85H112V86H114ZM117 85L119 86V83H118V82H117ZM117 85H116V86H117ZM242 85H243V86H242ZM121 86H122V87H125L126 89H123ZM240 86H241V87H240ZM249 86H251V85H248V87H246V88H248V89H247L248 91H246L247 93H248L249 91H250V92H251V91L253 92V90H251L253 87H251V89H250ZM261 86H264V85L262 84ZM5 87H4V88H5ZM8 87H9V86H8ZM18 87H17L16 89H18ZM137 87H135V89H137ZM223 87L225 88V84L223 85ZM237 87H238V88H237ZM242 87L244 88L243 90H245V91H243L242 89H240V88H242ZM255 87H256V85L254 86L253 89H255ZM6 88H5V90H6ZM11 88H9V89H11ZM7 89H8V88H7ZM135 89H134V90H131V89H130V90L132 91V93H134V92H135ZM228 89H231V91H229ZM235 89H236V90H235ZM249 89H250V90H249ZM1 90H2V89H1ZM3 90H4V89H3ZM140 90H141V89H140ZM127 91L130 93L129 90H127ZM228 91H229V92H228ZM234 91H235V92H234ZM238 91H237V92H238ZM241 91H243V92H241ZM142 92H143V91H141V94H142ZM232 92H231V95H232ZM250 92H249V93H250ZM252 92H251V93H252ZM138 93H139V92H138ZM128 95H130V94H128ZM133 95H135V94H132L131 96L133 97ZM233 95H232V96H233ZM244 95H245V93H244ZM248 95H249V94H248ZM251 95H252V94H251ZM131 96H130V97H131ZM139 96H140V95H139ZM143 96H147V95H143ZM194 96H195V95H194ZM190 97H191V99H192V96H190ZM195 97H196V96H195ZM198 97H199V96H198ZM252 97H253V95H252ZM184 98H187V97L185 96ZM188 99H189V98H187V102H186L187 105H188V106L192 105L191 108H192L193 106H194L193 108H195L198 104H200L199 101H200V99H202V98H200V99H199V98H195V99H199V101H198V100H191V99H190V101H189ZM193 99H194V97H193ZM231 99H232L233 102H231ZM253 99H254V100H253ZM162 100H163V99H162ZM162 100H160V101H161V102H160L161 105H162ZM180 100H181L182 105H181L180 103H178V104L181 105V107H180L178 104H176V105H178V108H179V109H174V108H173V109H174V110L172 109L173 111H175V110L177 111V110H178L179 112H181V111H180V108L183 107V104L186 105V103L182 101V100L186 101V99L180 98L179 101H180ZM202 100H204V99H202ZM206 100H207V99H206ZM206 100H204L205 102L203 101L204 106L201 107V105H203V104H201V105H199V107H197V108H200V109H197V108H195L196 110L193 109V110H195V111H193L194 114H195V112H197V110H200V111L202 112V111H203L202 109H204V110L207 109V111L209 110L208 113H205V112L203 111L204 114H206V115H208V114H212V113H209V112H212L213 110H215L214 107H215L216 105H215L214 102L217 103L218 100L216 99V101H214L215 98H214L213 101H212V99H211V100L208 99L209 101H212V102H213V104H211V106L215 105V106H213V109H212L211 107L208 106V105H210V103H209L208 100H207V102H206ZM191 101H193L194 103L191 102ZM196 101H198V104H197ZM255 101H256V102H255ZM189 102H191V103H189ZM200 102H201V101H200ZM212 102H211V103H212ZM235 102H236V101H235ZM239 102H238V100H237V103H239ZM141 103H142V102H141ZM188 103H189L190 105H189ZM201 103H202V102H201ZM206 103H207L208 108H205V107H207V106H205ZM208 103H209V104H208ZM240 103H239V104H236V106H237V105H240ZM256 103H257L258 105H257ZM163 104H165V101H164V100H163ZM194 104H197V105H194ZM234 104H235V103H233V105H234ZM165 105H166V104H165ZM242 105H240V107H243V108H244V107H247V106H242ZM251 105H252V106H251ZM254 105H255V107H254ZM263 105H264V104H263ZM151 106H152V104H151ZM153 106H154V105H153ZM188 106H187V107H188ZM234 106H235V105H234ZM141 107H142V106H141ZM176 107H177V106H176ZM227 107H226V108H227ZM238 107H239V106H237V108H238ZM148 108H149V107H148ZM189 108H190V107H189ZM191 108H190L189 110H192ZM201 108H202V109H201ZM209 108H210V109H209ZM216 108H217V107H216ZM243 108H242V109H243ZM251 108H250V109H251ZM253 108H252V109H253ZM150 109H151V108H150ZM152 109H153V108H152ZM170 109H171V108H170ZM182 109L184 110V108H182ZM187 109H188V108L185 107V110H184L185 113H181V114H183V116L185 115V117H186V115H187V113H188V117H186V118H187V120H189L188 123H191V122H192V121H191V120H192V117L194 118V116H190L191 118H189V115H190V114H189V111H186ZM218 109H219V108H218ZM232 109H233V108H231L230 111H231ZM235 109H236V107H235ZM244 109H245V108H244ZM247 109H248V108H247ZM252 109H251V113H252V111H254V110H252ZM260 109H261V107H260ZM260 109H258V112L260 111ZM0 110H1V109H0ZM172 110H171V112H172ZM210 110H211V111H210ZM226 110H227V109H226ZM233 110H234V109H233ZM237 110H239V111H236V110H234V111H236L237 113H238V112L241 113V111H242L244 116H245V114H247V113H244V110H241V109H239V108H238ZM245 110H246V109H245ZM248 110H249V109H248ZM248 110H246L245 112H247ZM2 111H3V110H2ZM178 111H177L176 113H178ZM222 111H224V110H222V108H221L220 111H219V110H215L214 113H216V114L218 115L219 112H220V115H221V112H222ZM230 111H227V112H230ZM234 111H232V113L230 112V115H231V116L228 114V115H229V119H230L231 117L234 116V115H232ZM4 112H5V114H8L10 111H6V110H4ZM4 112H3V113H4ZM6 112H7V113H6ZM186 112H187V113H186ZM193 112L190 111L191 114H193ZM198 112H199V111H198ZM201 112L197 113L198 115L195 114L196 116H195L194 119H196L197 116L201 115V114H202ZM217 112H218V113H217ZM236 112H234V114H235ZM249 112H250V111H249ZM254 112L256 113V111H254ZM0 113H2V112L0 111ZM168 113H169V112L167 111V114H168ZM176 113L173 112L172 114L169 113L168 115H169V116H170V115L172 116V115H174V114H175V115H180L179 113H178V114H176ZM237 113H236V114H237ZM255 113H254V116H256V114H258V113H256V114H255ZM204 114H203V116L201 115L202 118H204V117L206 118V115L204 116ZM236 114H235V116L238 117L239 113H238V115H236ZM252 114H253V113H252ZM9 115L11 116L12 114L9 113ZM213 115H214V114H213ZM217 115H216V116H217ZM243 115H242V113H241V116H240V115H239V116L242 117ZM249 115H251V114L248 113V116H246V117L243 116V117L241 118V120H242V119L244 120V119L246 118L244 121L242 120L243 122H246V121H247V117H248V120H249V117H250ZM201 116H200V120L202 119ZM211 116H212V115H211ZM218 116H219V115H218ZM254 116L252 117V115H251L252 118H255ZM21 117H22V115H21ZM24 117H25V118H24ZM207 117L210 118V116H207ZM212 117L215 118V115L212 116ZM236 117H235V119H236L235 121L238 122V120H239L240 117L238 118V120H237ZM251 117H250V118H251ZM19 118H20V116H19ZM23 118H24V119H23ZM205 118H204V119H205ZM22 119L25 120V119H27V118H26L25 115H23ZM184 119H185V118H184ZM197 119H199V117H198ZM197 119H196V120H197ZM185 120H186V119H185ZM205 120H206V119H205ZM231 120L233 121L234 118L231 119ZM241 120H239V121H241ZM197 121H199V120H197ZM194 122H195V120H193L192 123H194ZM201 122H202V120H201ZM203 122H204V121H203ZM203 122H202V123H203ZM243 122H242V123H243ZM192 123H191L190 125H192ZM197 123H198V122H197ZM202 123H201V124H202ZM239 123H241V122H239ZM194 124H195V123H194ZM197 125H200V122H199L198 124L195 125V126H196V129H197V127H198ZM188 126H189V125H188ZM195 126H194V127H195ZM189 127H190V126H189ZM192 127H193V126H192ZM194 127H193V128H194ZM136 128H137V127H136ZM136 128L134 129V127H132L131 129H132V130L134 129V130H133V132H134V131L136 130ZM190 129H191V128H190ZM137 130H138V128H137ZM137 130H136V131H137ZM131 132H132V131H131ZM251 132L253 133V131H251ZM251 132H250V133H251ZM252 135H253V134H252Z\"/></svg>", "mask_w": 264, "mask_h": 264}]
</instances>
